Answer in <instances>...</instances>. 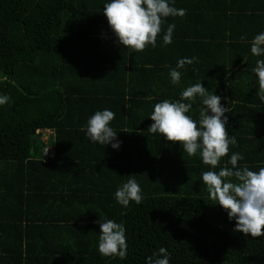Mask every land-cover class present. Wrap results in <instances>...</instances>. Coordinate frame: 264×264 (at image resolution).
I'll use <instances>...</instances> for the list:
<instances>
[{
    "label": "trees",
    "instance_id": "obj_1",
    "mask_svg": "<svg viewBox=\"0 0 264 264\" xmlns=\"http://www.w3.org/2000/svg\"><path fill=\"white\" fill-rule=\"evenodd\" d=\"M261 40L264 0H0V264H264Z\"/></svg>",
    "mask_w": 264,
    "mask_h": 264
},
{
    "label": "crops",
    "instance_id": "obj_2",
    "mask_svg": "<svg viewBox=\"0 0 264 264\" xmlns=\"http://www.w3.org/2000/svg\"><path fill=\"white\" fill-rule=\"evenodd\" d=\"M261 22H262V20H261ZM261 22H260V25H259V28L258 29H260V27L262 26L261 25ZM94 41V40H93ZM262 41V40H261ZM260 41V43H264V40L261 42ZM91 42V40H87L86 42H85V44H84V40L83 39H81V40H77V41H75V43H77L76 44V48L78 47V49H79V51H77V56L78 57H80V58H86V59H89V58H92V56L91 55H93V54H91V55H88L87 54V51L90 49V48H85L86 46H88L89 45V43ZM124 44H127V45H125L124 46ZM129 42L127 41V43H124L123 42V47H126V46H128L129 47ZM81 47V48H80ZM119 50V49H118ZM119 52V51H118ZM119 53H121V52H119ZM76 56V57H77ZM81 76H86V75H82L81 74ZM107 80V82L109 83V79H106ZM109 80V81H108ZM135 82V81H134ZM136 84H138V86H141L144 90H147L146 88H144V86L142 85V82H141V80H140V83H139V81H136L135 82ZM156 83L160 86V82H157V79H156ZM104 85H106V83H104ZM112 86L111 87H106V86H104L105 87V89L104 90H107V92L109 91V92H119V91H121V89H122V85L121 84H111ZM129 85L130 84H127V86H126V91L129 93L131 90H132V92L134 93V87L131 89V88H129ZM110 94V93H109ZM112 98V97H111ZM154 97H151V98H149L148 100L149 101H154ZM161 99V98H160ZM160 99H157L156 98V100L153 102V104H154V106H155V103L156 102H161V100ZM166 107H167V105H166ZM130 105H128V104H126V106H125V110L126 111H128V110H130ZM102 109H99V112L101 111ZM109 110V109H108ZM107 110V111H108ZM103 111V110H102ZM97 112H98V110H97ZM152 112H154V111H152ZM152 112H149L148 113V115H150V113H152ZM154 113H157L156 111L154 112ZM142 116H143V114H142ZM140 119H142V118H140ZM154 120H157V117H155L154 118Z\"/></svg>",
    "mask_w": 264,
    "mask_h": 264
},
{
    "label": "built area",
    "instance_id": "obj_3",
    "mask_svg": "<svg viewBox=\"0 0 264 264\" xmlns=\"http://www.w3.org/2000/svg\"><path fill=\"white\" fill-rule=\"evenodd\" d=\"M51 135H54V132L52 130H50V129L46 130L45 133H44V136H43V140L45 142H48L49 137ZM45 155L49 156V157H54L55 156V148H54V146L47 147L45 149Z\"/></svg>",
    "mask_w": 264,
    "mask_h": 264
},
{
    "label": "rangeland",
    "instance_id": "obj_4",
    "mask_svg": "<svg viewBox=\"0 0 264 264\" xmlns=\"http://www.w3.org/2000/svg\"><path fill=\"white\" fill-rule=\"evenodd\" d=\"M214 215L218 217V215H220L219 210H216V211L214 212ZM218 219H219V220H217L216 217H215V221H216L217 223H219L220 221H222L223 217L219 216ZM222 223L224 224V222H222Z\"/></svg>",
    "mask_w": 264,
    "mask_h": 264
}]
</instances>
